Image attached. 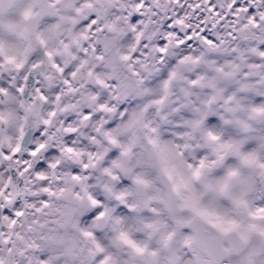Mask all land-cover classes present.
<instances>
[{
  "label": "snow or ice",
  "instance_id": "6c2138e0",
  "mask_svg": "<svg viewBox=\"0 0 264 264\" xmlns=\"http://www.w3.org/2000/svg\"><path fill=\"white\" fill-rule=\"evenodd\" d=\"M0 264H264V0H0Z\"/></svg>",
  "mask_w": 264,
  "mask_h": 264
}]
</instances>
